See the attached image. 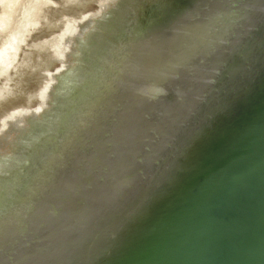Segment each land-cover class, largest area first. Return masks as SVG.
I'll list each match as a JSON object with an SVG mask.
<instances>
[{"label":"water","instance_id":"obj_1","mask_svg":"<svg viewBox=\"0 0 264 264\" xmlns=\"http://www.w3.org/2000/svg\"><path fill=\"white\" fill-rule=\"evenodd\" d=\"M0 264H264V0H29Z\"/></svg>","mask_w":264,"mask_h":264},{"label":"rangeland","instance_id":"obj_2","mask_svg":"<svg viewBox=\"0 0 264 264\" xmlns=\"http://www.w3.org/2000/svg\"><path fill=\"white\" fill-rule=\"evenodd\" d=\"M26 0H0V45L16 29L19 11Z\"/></svg>","mask_w":264,"mask_h":264},{"label":"bare ground","instance_id":"obj_3","mask_svg":"<svg viewBox=\"0 0 264 264\" xmlns=\"http://www.w3.org/2000/svg\"><path fill=\"white\" fill-rule=\"evenodd\" d=\"M28 2L29 0H26L23 4V7L22 9L19 11V14H18V18H17V26H16V29L15 31L21 26V23H22V20H23V17H24V14H25V11H26V8H27V5H28ZM8 38H6L7 40ZM6 40H3L1 44H3ZM1 46V45H0Z\"/></svg>","mask_w":264,"mask_h":264}]
</instances>
